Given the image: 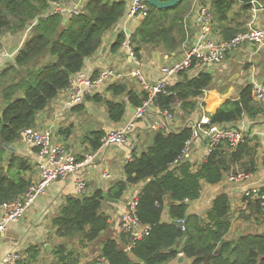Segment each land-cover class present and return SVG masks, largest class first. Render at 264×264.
Here are the masks:
<instances>
[{"label":"trees","instance_id":"16d2710c","mask_svg":"<svg viewBox=\"0 0 264 264\" xmlns=\"http://www.w3.org/2000/svg\"><path fill=\"white\" fill-rule=\"evenodd\" d=\"M50 1L0 0V33L13 31L14 27L19 32L30 29L15 63L0 74V115L3 114L0 126L5 121L0 140L5 143L18 142L23 130L36 126L38 113L71 85L73 77L83 70L85 60L103 45L105 33L125 16L130 2L88 0L81 14L61 15L49 14ZM235 1L214 0V22L228 21ZM241 1L246 10L252 8L254 0ZM187 3L188 0H183L171 9L150 6L147 17L131 34L135 52L140 55L148 46L169 52L181 48L186 39L183 17ZM223 31L227 37L232 36L229 28ZM126 36L123 32L118 37L113 51L121 47ZM195 72L193 64L191 72H183L181 79L168 88L170 94H160L157 100L161 108L173 112L179 103L181 116L186 120L182 128L156 131L152 142L126 164L124 179L115 180L106 190L99 189L91 195L67 197L59 206L49 220L47 243L51 248L47 251L46 264H82L97 255L109 264H168L180 253L193 259V264H264V259L260 261L264 257V233L236 240L227 238L232 227V201L228 195L217 196L204 214L199 215L192 209L201 199L203 183L218 184L234 164L244 159L249 149L248 141L232 152L226 151L223 143L196 171L189 163L176 164L192 136L187 116L196 112L198 97L215 89L214 74ZM227 87L221 92L225 93ZM109 90L112 100L98 94L88 100L104 103L108 120L113 124L123 121L130 107L141 106L148 97L147 93L139 94L122 83L112 85ZM252 90V85L245 86L238 99L227 100L215 113L209 114L211 124H232L245 115L261 114L263 110L254 101ZM60 133L69 136L71 129H61ZM103 135V130L91 131L84 143L89 150L97 151ZM6 152L0 145V205L24 195L31 184L26 173L32 170V164L17 156L6 160ZM130 187L140 189L138 217L143 225L151 227V232L128 252L123 243L127 241L125 236L121 237L122 242L111 238L110 219L111 206L122 201ZM252 202L258 215L263 217L260 201ZM177 221L185 222L184 230L175 224ZM93 247L97 252L88 253ZM41 253L42 250L34 247L31 260H37Z\"/></svg>","mask_w":264,"mask_h":264},{"label":"crops","instance_id":"0c3cea01","mask_svg":"<svg viewBox=\"0 0 264 264\" xmlns=\"http://www.w3.org/2000/svg\"><path fill=\"white\" fill-rule=\"evenodd\" d=\"M71 1L74 2V0ZM213 1L214 0H188V9L183 17L186 39L181 48L177 51L169 52L163 49H152L149 46L147 49L141 51V54L138 56L141 59L142 68L149 79H159L162 75L161 69L163 66L172 64L184 57L186 51L196 42L201 32V8L207 5L212 12ZM256 2L257 5L255 4ZM129 3L127 11L131 4ZM212 16L215 17L213 14ZM14 20L15 19L12 21L14 22ZM141 23L142 21L127 23V19L124 16L115 27L105 33L103 37V45L95 55L85 60V66L81 72L96 78L101 69L108 67L119 66L125 71L132 70V64L130 63L127 51L121 46L115 52L113 51V46L123 32L126 33V38H131V34ZM251 25L254 27L264 26V0H254L252 2V8L249 10H246L244 2L236 0L228 15V21L223 24H217L214 22V32H216L214 36H217V38L222 40H230L233 35L235 37L243 32V29L246 30ZM227 28L230 29L228 32L232 35L230 37H227L223 31ZM15 31L13 34L9 33L8 30L0 33V41L8 42L13 50L18 49L19 46L22 48V44H24L23 42H25L30 36V29L28 28L21 32H18L17 30ZM14 63L15 62L11 61L6 63L5 61L0 60V72L5 69L7 64ZM221 67L223 68L222 70L226 71V74L230 76V83L227 85L228 90L225 93H222L221 90L213 89L206 91L203 96L198 97V107L196 112L191 115L189 114L186 118L191 121L189 124L198 122L204 114L209 116V114L215 113L227 100L238 99L242 89L249 85L253 79L264 81V48L254 45L248 50L245 48L239 49L236 52L229 54ZM218 68L215 70L212 68V71L210 69L211 73L215 74V71H217ZM197 73H199L198 69H196L194 74ZM121 83L127 84L139 94L141 93L135 80L126 78L119 84ZM112 85L114 84L109 85L108 88L102 91V94L98 95L105 99L112 100L114 97L109 90ZM65 98L66 90L62 91L55 99H53L44 111L38 113L35 128L44 129L51 127L55 140L65 143L71 150L79 153L80 156L92 151L89 150L86 143L81 146L82 142H84V139L89 136L90 132L85 134L83 131L77 130V121L84 117H91V119L96 118L98 121L103 120L104 125L98 130H103L105 132L118 128L124 120H127L135 112L136 109L135 107H130L126 112L123 121L113 124L108 120L104 103H97L88 100L87 98L80 105L66 107L62 102ZM180 113L182 114L183 112L180 111ZM81 114L82 116L80 117ZM1 115L3 114L1 113ZM184 120L185 118L181 119L182 124L179 128L173 126L170 130L182 128L183 125L186 124V121L184 122ZM146 125L147 124L142 121L137 124L136 147L140 141L143 142L146 139V136L151 138L150 141L143 143V145L140 146V149H145L152 142L153 135L156 132L153 130H147ZM226 127L243 132L247 137L246 141H248L249 147L248 154L240 162L234 164L229 172H244L250 177L240 183L230 184L227 181V175L229 172H226L223 180L218 184L213 185L206 182L203 183L201 199L198 203L192 206V209L199 215L204 214L209 210L213 200L217 196L221 194L228 195L232 201V227L227 238L229 240H236L239 237L249 234L256 235L264 233V216L261 217L258 215L256 204L255 202H252L255 200L251 201L244 196V191L247 188L264 182V111L256 117L245 115L238 122L226 124ZM68 128L71 129V134L69 136L61 135V129ZM81 139L83 141L80 144L79 142ZM2 142L3 141L0 140V145L7 149L5 154L6 160H9L13 156H17L24 158L32 164V170L26 173V177H28L31 182L35 181L37 178V151L30 146L25 145L21 139L16 143H10L13 144L11 146H6L2 144ZM225 150L228 151V147L225 148ZM128 151L129 149L124 148L118 156H116L118 153L102 154V158H97L96 161L89 166V171H91V193H94L99 189L106 190L115 180L125 178L124 167L126 165H124L123 162L125 159V153ZM136 151H138V148H136ZM207 151L208 147L205 143L195 144L193 148V153L198 160H203V158L206 157ZM106 163H108V165ZM107 167L112 171L113 179H104L103 172ZM138 190L139 189H136L135 187H130L123 200L117 202L114 206H111V217H114L115 214L124 213L129 198ZM67 197L77 198L73 178L55 182L49 188L47 195L39 198L33 208L19 222L11 224L7 233L0 240V264L5 260L7 254L13 251L18 252L21 255L19 264L48 263L47 260H49V256L47 251L49 249H47L46 246L49 245L47 243L49 220L56 214L59 206L65 202ZM2 212L3 210L0 205V217ZM110 234H112L111 230ZM233 237L236 239H232ZM34 247L38 250H42V253L37 260H31Z\"/></svg>","mask_w":264,"mask_h":264},{"label":"built area","instance_id":"2783aa9c","mask_svg":"<svg viewBox=\"0 0 264 264\" xmlns=\"http://www.w3.org/2000/svg\"><path fill=\"white\" fill-rule=\"evenodd\" d=\"M88 0H74L69 3L67 0H51L52 8L49 14L79 15L84 9ZM130 7L125 14L127 23L143 21L150 12V5L147 0H130ZM201 32L196 42L186 51L184 57L172 64L162 67L161 77L151 80L142 68V62L134 50V45L130 37L122 42V48L127 51L132 70L125 71L119 66L101 69L96 78L80 72L71 81V85L65 89L66 98L62 102L66 107H74L83 103L88 97L102 94V91L111 84H119L126 78L135 80L140 92L148 94L143 104L135 109V112L115 129L104 132L101 145L97 151L79 153L71 150L63 142L55 140L52 128H27L21 132L20 139L25 145L37 151V178L31 182L24 195L18 197L11 203L1 205L3 210L0 217V240L7 233L13 223L19 222L35 205L39 198L47 195L49 188L57 181L74 179L77 198L91 195L89 166L102 158V154L118 153L129 149L125 153L124 165L132 161L135 155L142 151H136L137 144V124L144 122L147 130L158 131L159 129L181 126L182 121L177 118L175 111L163 109L158 105L160 94H170L168 88L181 79L183 72H190L193 64L198 72L212 71L221 66L229 54L239 49H249L256 45L264 48V26H249V28L236 35L230 40H222L214 36V19L209 6L205 5L200 10ZM24 43V42H23ZM23 45V44H22ZM21 46L13 50L6 41H0V60L6 63L15 62ZM210 71V72H211ZM214 72V71H213ZM249 85L253 86L252 96L254 101L264 111V81L253 79ZM192 129V136L186 142L177 163H189L194 171L198 170L211 155L213 150L226 143L230 152L246 141V135L226 125L211 124L208 115L204 114L196 123L189 124ZM136 135V136H135ZM205 143L208 147L206 157L198 160L193 153L195 144ZM224 147V148H225ZM195 155V157H194ZM264 159V154H263ZM108 165V163H106ZM106 180L113 179V173L109 167L103 172ZM250 176L244 172H229L227 181L230 184L240 183ZM139 189L138 187H135ZM203 190V189H202ZM139 192L129 198L126 210L122 214H115L110 219L111 238L121 241L125 236L127 241L126 251L131 252L135 245L146 238L151 227L143 225L138 217ZM244 196L252 200L260 201L262 212L264 213V182L253 185L244 191ZM185 223L184 221H182ZM183 230V227H181ZM21 255L18 252L7 254L2 264H19ZM82 264H109L103 257L96 256L86 259Z\"/></svg>","mask_w":264,"mask_h":264},{"label":"rangeland","instance_id":"374dc122","mask_svg":"<svg viewBox=\"0 0 264 264\" xmlns=\"http://www.w3.org/2000/svg\"><path fill=\"white\" fill-rule=\"evenodd\" d=\"M17 30L16 27L15 29H9V33L13 34V32ZM18 31V30H17ZM16 32V31H15ZM19 32V31H18ZM10 64H7L6 67H8ZM223 65V64H222ZM221 65V66H222ZM219 67L217 69V71H215V89L217 90H221L222 88H224L225 86L228 85V83H230L229 79H230V76L226 74V71L222 70L223 68L222 67ZM5 67V68H6ZM2 73V71L0 72V74ZM1 103H2V100L0 98V108H1ZM175 115L177 116V118L179 120L183 119L184 117L181 116L180 114V107H179V103L177 104V107H176V111H175ZM104 114V113H103ZM183 115V114H182ZM82 116V114L80 115V117ZM186 120H184L185 122ZM77 130H80V131H83L85 134H87L88 132H91V131H94V130H98V129H101L103 127V120L102 121H98V119L94 118V119H91V117H84L82 118L81 120L77 121ZM147 139V140H146ZM146 139L143 141V142H139L138 143V146L137 148L140 149V146L143 145V143H145L146 141H150L151 138H149V136H146ZM83 140L81 139V141L79 142L81 144ZM84 144V142H82L81 146ZM144 149V148H143ZM143 149H140V150H143ZM139 150V151H140ZM232 239H236V238H232ZM51 248V246H50ZM50 250V249H49ZM95 253L97 252V248L96 247H93V248H90V250L88 251V253ZM51 262V261H50Z\"/></svg>","mask_w":264,"mask_h":264},{"label":"water","instance_id":"95a60500","mask_svg":"<svg viewBox=\"0 0 264 264\" xmlns=\"http://www.w3.org/2000/svg\"><path fill=\"white\" fill-rule=\"evenodd\" d=\"M147 1L150 6L155 7L157 9H171L175 7L177 4L181 3L183 0H147ZM255 4L257 5V2ZM1 118H3V115H1ZM4 126H5V121L3 120L0 126V131L3 130ZM2 144L6 146L13 145L5 142H2ZM107 200L112 201L114 203L117 202L109 198H107ZM175 224L178 225L179 227H183L184 223L182 221H177L175 222ZM46 247L47 249H50V245H47ZM262 259H264V257H261L260 261ZM193 263H194L193 259L187 257V255H185L184 253H180L174 260H172L168 264H193Z\"/></svg>","mask_w":264,"mask_h":264}]
</instances>
